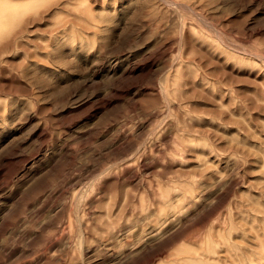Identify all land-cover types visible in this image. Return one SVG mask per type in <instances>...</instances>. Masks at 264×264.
<instances>
[{"label":"rangeland","instance_id":"374dc122","mask_svg":"<svg viewBox=\"0 0 264 264\" xmlns=\"http://www.w3.org/2000/svg\"><path fill=\"white\" fill-rule=\"evenodd\" d=\"M2 49L0 264H264V0H0Z\"/></svg>","mask_w":264,"mask_h":264},{"label":"bare ground","instance_id":"6f19581e","mask_svg":"<svg viewBox=\"0 0 264 264\" xmlns=\"http://www.w3.org/2000/svg\"><path fill=\"white\" fill-rule=\"evenodd\" d=\"M15 40H16V37H15ZM15 40H14V43L16 42ZM2 51H4V49H2L0 52H2Z\"/></svg>","mask_w":264,"mask_h":264}]
</instances>
